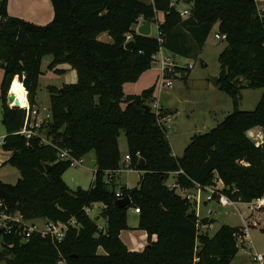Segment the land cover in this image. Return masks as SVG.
Instances as JSON below:
<instances>
[{
    "label": "trees",
    "instance_id": "16d2710c",
    "mask_svg": "<svg viewBox=\"0 0 264 264\" xmlns=\"http://www.w3.org/2000/svg\"><path fill=\"white\" fill-rule=\"evenodd\" d=\"M50 2L53 21L39 26L11 17L8 0H0V101L6 130L0 156L8 158L2 166L11 165L21 175L17 185L0 181V200L25 219L75 220L77 226L69 228L60 244L40 235L25 244L6 238L0 264H57L59 259L65 264H232L239 251L237 237L244 230L223 226L212 237L200 235L196 209L178 189L217 188V179L224 185L217 193L234 203L264 198V144L248 135L255 128H262L264 135V92L254 111L238 109L241 91L264 90V16H259L255 1L194 0L187 19L172 0ZM158 13L164 14L158 27L163 45L157 37L135 30L140 19L157 23ZM216 24L218 33L227 37L219 55L217 87L231 96L235 110L211 132L193 137L183 157L176 158L166 127L158 125L149 106L155 88L128 96L124 84L151 69L161 46L182 57L201 50ZM102 34L111 40H99ZM128 35L133 50L126 49ZM48 56L53 58L50 71L61 74L59 66L67 64L78 76L74 84L48 87L53 116L48 139L78 159L95 153L97 172L89 190L67 186L63 175L70 162L59 160L57 150L39 138L20 135L26 110L7 104L14 78L19 77L29 105L37 106L41 65ZM189 71L182 72L184 79ZM162 111L167 117V109ZM122 132L130 167L142 176L138 187L116 191L103 178L121 167ZM171 174L174 189L167 185ZM118 192L122 199L130 198V208L115 206ZM96 204L104 208L105 230L87 212ZM137 208L138 230L149 239L141 252L131 251L120 237L130 230L129 210Z\"/></svg>",
    "mask_w": 264,
    "mask_h": 264
},
{
    "label": "rangeland",
    "instance_id": "374dc122",
    "mask_svg": "<svg viewBox=\"0 0 264 264\" xmlns=\"http://www.w3.org/2000/svg\"><path fill=\"white\" fill-rule=\"evenodd\" d=\"M172 1L176 3L177 10L183 14L184 19H187L188 14H186V12L190 11V4L186 3L187 0ZM260 7H264V2L260 4ZM157 23H152V37L158 36ZM218 32L219 25L216 24L202 49L193 50L191 56L182 57L167 52L169 56H173L177 65L180 67L178 68V74L180 75L174 76L173 79H171V88L161 87L162 75L155 65H152L151 69L144 73L136 82L124 84V92L128 96H139L142 95L144 91L155 88L153 100H157L161 105L163 102L167 103L168 108L166 116H168V121L164 124L166 128H170V131L167 132V138L172 152L180 158L183 157L185 149L190 144L193 137L211 132L235 110L234 101L231 96L213 85L211 79L212 77L219 76V55L226 46L225 41L215 38ZM52 59L51 56H48L42 61V74L39 79L36 96V105L39 108H51L48 87H58L61 82L65 81L64 77L49 70V64ZM201 61L207 65L206 68H202ZM1 63L0 61V65ZM190 65H192V68L188 73V77L184 79L182 77V72L189 69ZM66 75L68 76L70 74L67 73ZM2 81L3 71L0 69V100L2 96ZM14 82H17L16 87H19L18 82H21V79L15 77L11 86H13ZM263 92V89H246L241 91L242 99L239 102L238 109L247 112L254 111L262 98ZM5 135L3 105L0 101V140H2ZM248 135L257 144H264L262 128L253 129ZM119 140L126 143L125 133H121ZM126 154L127 146H124L122 154L123 159ZM91 155L92 152L84 156V165L73 166L63 175L64 182L71 190L90 189L94 174L97 172V168H92L90 166ZM3 157L7 158V155H3ZM121 167H123L124 170L119 176L109 179L108 174H105L103 178L104 182L109 186L112 184L115 185L116 191H120L121 187H127L128 189L138 187L142 176L141 173L127 168V165L121 164ZM20 178V172L16 168L11 165L2 166V163L0 164L1 182L9 185H17ZM174 182L175 176L171 174L167 181V185H172ZM178 193L183 195L180 190ZM189 202L192 204L191 201ZM262 210H252L251 207L245 203L221 207L217 202L205 203L201 197L197 211L203 218H209L210 220L206 225L199 224V234L212 237L223 226L249 231V234L247 232L240 240L237 239L239 251L232 264H256L253 262L251 254L256 252L264 255V226L258 220V218L262 217L264 214ZM209 211H211V214H209ZM103 213L104 208L96 204L90 209L88 214L91 219L95 220ZM98 222L100 229L105 230L106 224L104 220L100 219ZM128 224L130 225L131 232L127 235L132 241L134 240V242L141 241L139 234L140 230H138L139 216L133 212V209H130L128 212ZM210 225H212V227H210ZM3 249L4 246H1L0 251H3ZM57 264H65V262L59 259Z\"/></svg>",
    "mask_w": 264,
    "mask_h": 264
},
{
    "label": "built area",
    "instance_id": "2783aa9c",
    "mask_svg": "<svg viewBox=\"0 0 264 264\" xmlns=\"http://www.w3.org/2000/svg\"><path fill=\"white\" fill-rule=\"evenodd\" d=\"M259 16H264V7H260V4L264 2V0H254ZM186 14H189V12H186ZM184 17V16H183ZM140 27V26H139ZM137 27L135 30L138 33ZM158 41L160 45H163L164 38L162 37V34L158 31ZM215 38L217 40L225 41L227 39L226 35H221L219 33H216ZM132 37L128 35L126 37V43H129L131 41ZM152 65H155L158 70L160 71L162 75V81H161V87L162 88H171L172 87V81L174 76H179L178 74V68H180L173 56H169L166 52V50L161 46L159 52L153 55L152 57ZM192 68V65L189 66V70ZM28 95V93L26 92ZM8 95H11L10 92H8ZM7 104L10 108H15V104H10L8 102L7 98ZM151 111L155 114L158 120V125L163 128L165 127V123L168 121L167 117H162L163 115V108L162 105L157 101H153L149 104ZM26 110V116L24 120V127L22 131L19 133L23 137H25L27 140L31 138H39L41 140V143L44 145H50L58 152V159L61 161H69L71 164V167L73 166H82L84 165V158H75L71 152L67 149H62L56 145H54L51 140L48 139V135H46L47 130L50 129V125L53 122V116L51 109L49 108H39L37 106L31 107L28 105L26 108H22ZM4 144V138L0 140V146ZM122 165H127V168L131 169L130 167V157L125 156L124 160H122ZM124 168L120 167L117 170L107 172L109 179L116 178L123 172ZM217 183V188H209L206 189L208 194L205 196L204 201L207 203L209 202H217L218 205L221 207H227V206H235L237 203L232 202L224 195H219L217 193V189L219 188V185L222 184L220 180H215ZM171 188H175V183L172 185H169ZM200 189V188H199ZM181 191L183 195H181L184 199H187L188 201L193 202V197L188 193L189 190H181L178 189V191ZM116 197L120 200L122 199V195L120 192L116 194ZM201 199V194L198 195L197 200L195 201V204L198 208L199 201ZM251 207L252 210L255 211H261L264 213V198L255 200L252 203L247 204ZM90 209L87 211L89 213ZM133 212L136 214H140V209H133ZM197 214V213H196ZM209 214H211V211H209ZM200 219V218H199ZM210 219H208L209 222ZM259 222H261L264 226V214L262 217L258 218ZM201 222V219L199 221V224ZM208 224V223H207ZM202 225V224H201ZM77 226L75 220H71L67 223L62 221H52L50 219H43V218H37V219H25L20 213L18 212H11L9 211V208L7 207L4 200H0V247L5 245V239L6 238H12L13 240H18L20 243L25 244L30 241V239L34 235H40L42 238H51L55 243L60 244L64 241L66 238L67 232L70 227ZM212 227V225H210ZM247 231H244L245 236ZM242 235H239L237 239H241L243 237ZM252 260L256 264H264V255L262 253H253L251 254ZM198 261V260H197Z\"/></svg>",
    "mask_w": 264,
    "mask_h": 264
},
{
    "label": "crops",
    "instance_id": "0c3cea01",
    "mask_svg": "<svg viewBox=\"0 0 264 264\" xmlns=\"http://www.w3.org/2000/svg\"><path fill=\"white\" fill-rule=\"evenodd\" d=\"M142 1L147 3V4L153 3V0H142ZM8 14L11 17L19 18V19H22L26 22H30V23H33V24H36L39 26L48 25L49 23H51L53 21V18H54V10H53V7H52L50 0H12V2H11V0H8ZM163 20H164V14L158 13L157 14V22H158L157 28L159 27V23H162ZM144 23H145V21L143 19H140V23H139L138 27L143 25ZM151 26H152V23H151ZM151 30H152V27H151ZM158 31H159V29H158ZM99 40L108 42L111 39L109 38V36L107 34H102L99 37ZM166 52H169V51H166ZM59 69L64 70L63 73L58 74V75L64 77L65 81L61 82L60 86H58L57 88H62L64 85L74 84L77 82V80H78L77 72L75 70H72L69 67V65H67V64L61 65V66H59ZM67 73H69L70 75L67 76L66 75ZM168 129L170 131V128H168ZM124 146H127V141H126V143H123L119 140V148H120L121 155L123 154V147ZM127 152H128V148H127ZM126 156H127V154H126ZM173 156L176 158H180L179 156H176L174 153H173ZM7 159L8 158L0 156V164L1 163L3 164L4 161H6ZM94 160H96V157H95V153L92 152V155L90 157V161H91L90 166ZM122 160H124V159L122 158ZM141 175H142V173H141ZM219 188L220 189L224 188V185L220 184ZM188 193L191 195V197H193L192 205H194V207H195L196 206L195 201L197 200L198 195L201 194L202 200H204V198L208 192L206 189L196 188V189L189 190ZM237 204H241V203H237ZM100 207H103V206L100 205ZM195 209H196L197 216L201 220L205 219V217L203 218L201 216V214L197 211L198 208L195 207ZM211 220H213V219H211ZM104 222H105V220H104ZM97 223L99 224V222H97ZM129 227H130V225H129ZM129 232H131V228H130V230L123 231L121 233L120 237H121L122 241L125 243V245L131 251H136V252L143 251L144 248L149 243V239H148L147 234L143 231H139L141 241L134 242V240L132 241L131 238L127 235ZM247 232L249 234V231H247Z\"/></svg>",
    "mask_w": 264,
    "mask_h": 264
},
{
    "label": "water",
    "instance_id": "95a60500",
    "mask_svg": "<svg viewBox=\"0 0 264 264\" xmlns=\"http://www.w3.org/2000/svg\"><path fill=\"white\" fill-rule=\"evenodd\" d=\"M194 0H187L186 3L187 4H192ZM138 34L141 35V36H146V37H149L151 35V21H146L143 25H141L138 29ZM126 49L127 50H133L134 49V42L133 41H130L129 43L126 44ZM201 66L202 68H206L207 65L201 61ZM182 77H184L182 75ZM212 81H213V85L217 86L218 84V80H219V76H216V77H212L211 78ZM8 102L10 104L14 103L15 102V95H9L8 96ZM145 107H148V106H145ZM15 108H20L18 105H15ZM162 108L163 109H167L168 106H167V103L166 102H163L162 103ZM65 131V127L62 128V131L61 132H64ZM166 131L169 132V129L166 128ZM50 133V129L47 130V133L46 135H48ZM144 160H141L140 161V166L141 167H144ZM97 165V162L96 160H94L92 163H91V167L92 168H95ZM45 168L47 170H49L51 168L50 165L48 164H45ZM130 205H131V200L129 197H126L124 199H120V200H117L115 202V206L116 207H119V208H130ZM100 219L102 220H106V216L104 214H101L99 217H97L95 219V222H98ZM202 225H206L208 223V218H205V219H202L201 222H200Z\"/></svg>",
    "mask_w": 264,
    "mask_h": 264
},
{
    "label": "bare ground",
    "instance_id": "6f19581e",
    "mask_svg": "<svg viewBox=\"0 0 264 264\" xmlns=\"http://www.w3.org/2000/svg\"><path fill=\"white\" fill-rule=\"evenodd\" d=\"M16 83L17 82H14L13 86H11V89H10V93L11 95H15V102L14 104L15 105H18L19 107L21 108H26L27 105H28V100H27V94L26 92L23 90L22 87L24 86H20V87H16ZM20 83V82H18ZM23 85V84H22ZM16 88V89H15ZM22 90H21V89ZM15 89V90H14ZM14 90V91H13ZM19 91V92H18ZM23 92V94H22ZM9 96V95H8Z\"/></svg>",
    "mask_w": 264,
    "mask_h": 264
}]
</instances>
